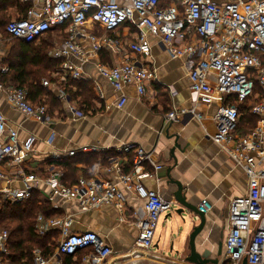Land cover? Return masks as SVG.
Masks as SVG:
<instances>
[{"label": "built area", "instance_id": "obj_1", "mask_svg": "<svg viewBox=\"0 0 264 264\" xmlns=\"http://www.w3.org/2000/svg\"><path fill=\"white\" fill-rule=\"evenodd\" d=\"M28 1V0H23ZM31 6L24 18L9 20L5 32L25 43L38 42L51 29L64 26L67 36L54 42L49 55L59 60L54 76L56 97L67 103L68 95L61 83L78 79L83 67L96 58L94 65L101 76L117 93L115 105L127 101L125 88L134 87L138 98L147 94L148 84L156 78L153 68H147L127 57L108 66L98 60L100 51L116 54L149 55L148 35L159 37L171 58L184 57L188 65L187 77L193 102L211 105L220 98L213 114L216 132L212 139L240 167L247 179L243 194L233 197L227 208L228 231L223 241L224 257L231 264H264V0H30ZM40 5V6H38ZM95 27L103 31L95 32ZM131 35L127 37L126 35ZM2 42L0 38V53ZM7 66H0V89L7 103L26 117L50 121L45 105L35 104L24 88L6 85L2 74ZM49 85L48 81H44ZM258 86L259 90L255 91ZM101 94L100 88H97ZM249 101L247 108L255 116V125L238 133L241 113L237 104ZM76 117L82 111L69 105ZM201 115L191 109L172 108L166 114L168 121ZM0 206L20 202L30 197L32 189L41 183L34 173L23 176L24 186L11 189L4 186L7 177L2 171L6 160L21 166L32 149L35 137L21 142L18 132L7 127L6 117L0 110ZM53 140L51 136L47 142ZM99 147L83 145L66 151L68 155L97 152ZM116 151L131 155L135 172L122 174L119 179L128 191L144 200V213L135 216L138 228L137 247L150 253L159 215L172 210L175 200L162 198L157 190L147 188L140 180L137 169L147 162L153 167L148 177L156 175L161 165L156 164L151 151L128 142ZM136 176V177H135ZM48 187L49 200L54 195L76 199L82 210L96 209L102 204L120 208L125 200L123 191L112 182L79 177L73 184L61 180V172L52 170L43 179ZM210 205L203 201L199 210L206 212ZM36 233L44 235L57 228L59 237L49 257L39 249L32 250L30 264H63L64 255L91 249V256L82 264H101L112 254L110 247L93 231L72 232V216L36 218ZM8 230L0 229V264H11L8 254Z\"/></svg>", "mask_w": 264, "mask_h": 264}, {"label": "crops", "instance_id": "obj_2", "mask_svg": "<svg viewBox=\"0 0 264 264\" xmlns=\"http://www.w3.org/2000/svg\"><path fill=\"white\" fill-rule=\"evenodd\" d=\"M18 4H26L27 7L21 10L22 6H10L7 13L11 15L13 11L16 18L23 15L26 17L31 1L18 0ZM163 4L168 5V0ZM65 28L64 25L51 29L38 43L41 40L48 41L49 52L56 40L67 36ZM94 30L98 34L103 33L98 27ZM4 33L0 32L2 42L0 66H7L8 70L1 78L4 86H16L17 84L11 80L13 67L7 61L10 46L14 47L13 37ZM147 39L150 45L149 55H133L129 52L116 54L108 51H100L98 54V60L108 66L127 57L154 69L156 78L148 84L146 96L139 99L134 87L127 86L125 93L128 98L120 108L115 105L117 93L96 69L94 57L91 58V62L84 65L80 78L68 79L66 83L60 84L67 92V103L56 97V85L59 83L54 76L56 68L50 72L49 77L42 78L40 83L44 92L37 98L30 99L35 104L46 106L50 116L49 122L28 118L13 109L5 99L4 90L0 89V110L6 117L7 127L17 130L21 142L31 135L35 137L32 149L27 153L21 166H16L9 160L3 163L2 171L7 177L3 184L11 189H21L24 186L22 179L25 174L34 173L40 177L41 183L32 189V192L37 193L41 201L46 200L50 203L55 215L49 217L70 215L72 221L69 226L72 232L93 231L111 248L112 254L101 264H168V258L184 260L186 241L192 224H182L177 217L168 220L167 212H163L160 218L165 220L164 225L168 224L164 229L168 233V246H162L160 251L151 249L150 253H145L137 247L138 228L135 216L144 213V200L128 191L120 181L119 171L122 174H130L135 170L131 155H121L116 151L125 143H135L146 151H151L153 161L161 165L155 172L156 175L152 177L145 175L153 172L150 163L145 162L137 169V173L143 175L139 181L147 188L157 190L166 200L173 199L176 186L169 181V173L172 179L182 184L187 200L197 206L203 201L209 203L210 207L206 211L208 226L196 238L195 246L203 258L218 259L217 264H220L221 259L225 257L224 249L221 255L218 254V245L220 242L223 243L228 231V204L233 197L245 192L247 179L243 170L235 166L230 157L212 139L216 132L213 114L220 98L216 96L215 101L208 106L195 104L189 89L188 65L184 57L171 58L159 37L148 35ZM46 80L49 85L44 84ZM70 80L79 83L74 85ZM97 88H100L101 94ZM68 103L86 115L76 117L68 109ZM174 107L182 109L194 107L201 117L186 115L177 121H168L166 114ZM238 133H243L240 125ZM51 136L53 140L48 143L47 140ZM3 139L1 136L0 141ZM175 141L181 148H175L173 151L177 158L174 164L172 149ZM83 145L97 146L100 150L77 151L74 155L65 153ZM52 170H59L61 180L66 184L77 181L79 177L115 183L123 191L125 200L120 208L113 204H102L90 210H82L77 200L73 198L54 195L53 199L49 200L48 187L43 179ZM38 214L48 217L42 211L34 214L36 235ZM158 228L159 225L156 231ZM44 235L50 236L51 239L44 245V253H41L49 257L57 243L59 231L55 228ZM160 236L161 234H158V240ZM158 245L159 241L154 248L157 249ZM91 252L90 248H86L73 255H64L63 264H82L85 257L91 256ZM9 255L8 244L6 257L8 260Z\"/></svg>", "mask_w": 264, "mask_h": 264}, {"label": "trees", "instance_id": "obj_3", "mask_svg": "<svg viewBox=\"0 0 264 264\" xmlns=\"http://www.w3.org/2000/svg\"><path fill=\"white\" fill-rule=\"evenodd\" d=\"M14 5L22 6L21 10L27 7L26 4H18V0H0V32H5L4 27L8 22V20H4L8 14L7 9ZM24 17L25 15L17 18ZM6 35L8 34L6 33ZM12 42L14 52L11 59L7 60L13 67L11 80L17 84L16 86L25 87L27 97L31 101V99L37 98L44 92L40 81L42 78L49 77L50 72L59 65V60H53L47 56L49 43L46 40H41L39 43H25L21 39L12 38ZM70 81L74 85L79 83ZM80 85L82 86L81 83ZM257 90H259L258 86L255 87V91ZM249 101L253 100L249 99L237 104L241 113L239 118L240 130L243 132L251 129L256 120L247 108ZM74 182L72 181L70 184ZM37 211L44 212L48 217L55 215L50 203L46 200L41 201L38 194L34 192L26 201L0 206V228L7 229L9 233V261L11 264H30L32 262V250L38 248L44 253V245L50 242L51 238L47 236L48 234L36 235L34 233V214Z\"/></svg>", "mask_w": 264, "mask_h": 264}, {"label": "water", "instance_id": "obj_4", "mask_svg": "<svg viewBox=\"0 0 264 264\" xmlns=\"http://www.w3.org/2000/svg\"><path fill=\"white\" fill-rule=\"evenodd\" d=\"M177 140V137L175 135ZM175 148L180 149V145L177 141L174 142V147L172 149V158L174 164L176 163L177 158L174 156L173 151ZM170 169V167H169ZM168 179L170 182L174 183L176 186L175 191H173V199L175 200V209L168 211L167 216L168 220L177 217L182 224H192L190 232L187 237L186 247L188 250L187 255L184 257V260L191 264H217L218 259H209L202 257L196 250L195 241L203 233V231L208 226V219L206 217V212L199 210L196 204L191 203L187 200L184 194V187L178 180H174L170 177L168 173ZM208 203V202H207ZM200 205V204H199ZM223 243L220 242L218 245V254L223 253ZM178 252V251H175ZM241 264H247L246 258L242 259Z\"/></svg>", "mask_w": 264, "mask_h": 264}, {"label": "rangeland", "instance_id": "obj_5", "mask_svg": "<svg viewBox=\"0 0 264 264\" xmlns=\"http://www.w3.org/2000/svg\"><path fill=\"white\" fill-rule=\"evenodd\" d=\"M14 18H16V15L12 11L11 15L7 14V16L4 20L9 21V20L14 19ZM13 52L14 51L12 50V47L10 46V50H9L8 57H7L8 60L11 59ZM47 56L49 57V52H47ZM171 209L174 210L175 206L172 207ZM172 210H170V211H172ZM166 212L168 213V211H166ZM166 212H164V213H166ZM160 215H159V218H160ZM159 218H158V222H157V225H159V228H158V231H156V229H155L156 233L154 232L153 243H152V248H151L154 251H157V250L160 251V250H162L161 249L162 246H165V245L168 246V233L165 232L166 230L164 231V229L167 227L168 224L164 225L165 220L163 221L160 218V221H159ZM0 229H3V228H0ZM167 231H168V229H167ZM158 234H161L159 240H158ZM158 241H159V245H158V248L156 249V248H154V245L157 244ZM187 253H188V250L186 249V255H187ZM167 254H168V251H167ZM168 264H191V263H188L185 260H179V259L177 260L174 258H168ZM220 264H231V263L226 258H222Z\"/></svg>", "mask_w": 264, "mask_h": 264}]
</instances>
